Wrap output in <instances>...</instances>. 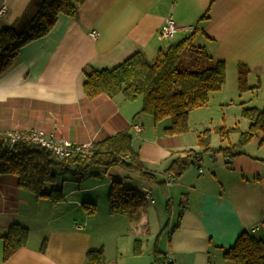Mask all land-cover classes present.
<instances>
[{
    "label": "crops",
    "instance_id": "obj_1",
    "mask_svg": "<svg viewBox=\"0 0 264 264\" xmlns=\"http://www.w3.org/2000/svg\"><path fill=\"white\" fill-rule=\"evenodd\" d=\"M43 1L0 0V30L28 31ZM168 17L179 30L161 39ZM94 29L98 37L90 35ZM195 30L193 45L226 63V82L205 106L190 111L188 132L167 134L171 118L155 122L142 111V97L87 98L86 66L113 69L136 52L153 60ZM182 59L183 67L211 65L192 51ZM240 64L250 70L244 92ZM252 107L264 108V0H83L74 16L60 13L54 28L22 47L0 74V132L39 128L73 143H94L127 130L153 177L116 164L91 167L98 176L90 169L76 174L74 164L60 171L65 200L53 205L21 189L16 175L0 174V264H86L88 251L100 247L107 264H154L165 254L173 258L168 264H230L225 252L243 231L264 238V134L239 145L252 123L243 110ZM220 128L236 132L223 138ZM207 130L208 146L200 145ZM189 150L200 153L197 166L167 185V168ZM115 179L140 194L152 191L155 202L146 200L138 221L110 212ZM15 223L28 228V242L5 258L3 237Z\"/></svg>",
    "mask_w": 264,
    "mask_h": 264
},
{
    "label": "trees",
    "instance_id": "obj_2",
    "mask_svg": "<svg viewBox=\"0 0 264 264\" xmlns=\"http://www.w3.org/2000/svg\"><path fill=\"white\" fill-rule=\"evenodd\" d=\"M83 0H44L37 11L28 31L17 33L12 28L0 30V74L16 59L22 47L33 40L47 35L55 26L60 13L74 16L77 6ZM197 30L187 38L160 49L153 60L142 52H136L113 69L84 68L86 81L84 90L88 99L106 94L116 97L122 94L127 100L143 98L142 111L151 114L155 122L171 118L172 124L165 131L169 135L188 132L189 113L191 110L205 106L213 91L222 89L226 82V63L214 61L203 47L193 45ZM192 51L198 56L209 58L211 65L206 68H188L181 64L184 52ZM247 65L238 66L239 89H249ZM243 115L251 120L248 131L242 132L239 145L251 141L258 132L264 134V108H246ZM235 129V128H234ZM234 129L220 128V135L225 138ZM208 130L199 136L200 145L208 146ZM206 136V140L203 137ZM129 154L130 159L120 161L117 155ZM200 153L189 150L185 155L176 157L166 172L173 179H178L183 172L197 161ZM76 164L73 173L78 174L90 169V174L98 176L91 167H110L120 164L129 170L152 178L153 175L144 168L139 155L132 148V138L127 130L118 132L101 141L94 142L92 155L82 159L80 156L58 158L47 147L21 141L9 149L5 139L0 136V174H14L18 185L36 196L47 199L53 205L65 200L62 186L58 185V175L62 170ZM146 199L140 192L128 188L118 179L111 183L109 194L110 212L126 214L131 221H138L140 211L147 206ZM85 208L90 204L83 203ZM95 207V206H94ZM170 213V207H167ZM4 238V257H10L19 248L25 246L29 238L28 228L19 223L13 224ZM45 242L42 247L44 250ZM136 253L139 249L136 248ZM230 264H264V238H257L249 231H243L235 244L225 252ZM86 264H107L103 247L88 251Z\"/></svg>",
    "mask_w": 264,
    "mask_h": 264
},
{
    "label": "built area",
    "instance_id": "obj_3",
    "mask_svg": "<svg viewBox=\"0 0 264 264\" xmlns=\"http://www.w3.org/2000/svg\"><path fill=\"white\" fill-rule=\"evenodd\" d=\"M5 10V6L0 10V14ZM179 30L178 25L174 21L173 18L168 17L164 21L161 29L158 32V36L161 39H169L172 38L176 32ZM92 37H98L99 32L97 30H92L90 32ZM135 128L138 131L142 130L141 124H136ZM0 136L5 139L7 146L9 149H12L16 143L25 141L27 143L40 144L48 149L52 150L55 155L60 159H65L68 157H76L80 156L82 159L89 158L92 155V142L85 143H73L69 140H66L62 136L48 134L45 130L39 128H33L28 131H18V130H10L5 132H0ZM116 158L118 160L127 161L130 159L129 154L117 155ZM200 159V155L195 157V160L198 161ZM199 166V165H198ZM199 170L202 171V168L199 167ZM165 182L167 185H171L174 182V179L170 173L166 174ZM142 196L149 202L154 203L155 198L153 197V193L150 189L145 188L142 191ZM260 226L264 227V216L262 221L260 222ZM257 227H254L256 229ZM173 261V258L170 254H165L163 257L158 259L154 264H168Z\"/></svg>",
    "mask_w": 264,
    "mask_h": 264
},
{
    "label": "rangeland",
    "instance_id": "obj_4",
    "mask_svg": "<svg viewBox=\"0 0 264 264\" xmlns=\"http://www.w3.org/2000/svg\"><path fill=\"white\" fill-rule=\"evenodd\" d=\"M182 63H187V60H186V59H182L180 65H182ZM246 90H248V89H245V90H243V91H241V92H244V91H246ZM229 103H230V105L233 104V102H231V101H229ZM228 106H229V105H227V104L225 105V107H228ZM232 112L234 113V111H232ZM243 116H244V115H243ZM244 117H245V116H244ZM245 118H246V117H245ZM246 119H248V118H246ZM234 132H236V131H233V132H231V133H234ZM231 133H230V134H231ZM237 133H238V132H237ZM200 134H202V133H200ZM203 139L206 140V136L203 137ZM218 140H219V139H218ZM116 165H118V166H122V165H120V164H116ZM194 165L197 166V162H196L195 164H193V166H194ZM58 177H59V180H60V179H61V172H59ZM68 177H71V174H69Z\"/></svg>",
    "mask_w": 264,
    "mask_h": 264
}]
</instances>
